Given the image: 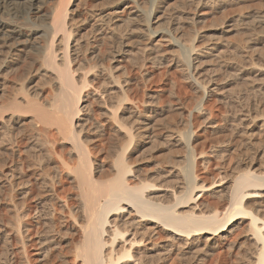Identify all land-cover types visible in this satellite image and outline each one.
<instances>
[{
	"label": "bare ground",
	"instance_id": "1",
	"mask_svg": "<svg viewBox=\"0 0 264 264\" xmlns=\"http://www.w3.org/2000/svg\"><path fill=\"white\" fill-rule=\"evenodd\" d=\"M173 1L0 0V98L23 68L0 104L11 197L0 238L23 256L8 264H166L181 245L226 241L242 219L247 263L264 264V0ZM209 13L223 19L214 35ZM156 70L173 73L178 107L145 93ZM170 110L186 116L160 128ZM155 140L152 167L142 151Z\"/></svg>",
	"mask_w": 264,
	"mask_h": 264
},
{
	"label": "rangeland",
	"instance_id": "2",
	"mask_svg": "<svg viewBox=\"0 0 264 264\" xmlns=\"http://www.w3.org/2000/svg\"><path fill=\"white\" fill-rule=\"evenodd\" d=\"M176 2V1H175ZM172 3L173 4H175L174 3V1L173 0H167V4L169 5V4H171L172 5ZM149 6H152L153 7V5L152 4H148ZM162 5H164V4H162ZM248 6H249V4H247ZM246 5V7H245V9L243 8L241 11H243L244 13H249V12H251V11H253L254 9H256L255 8V6L253 5V4H250L251 5V8L250 7H248ZM247 9V10H246ZM234 12V13H233ZM238 9L237 8H234V10H232L230 13L228 12L227 13V18L229 17V18H233L234 16H236L237 14H238ZM229 14V15H228ZM222 16V15H221ZM221 16L220 15H218V14H213V13H211V15H210V13H209V15H207V17L208 18H206V25H207V27H206V29H207V31H210V34L211 35H214L216 32L214 31V29L216 28V26L217 25H220L219 23H221V22H223V19L221 20ZM214 17V18H213ZM220 17V18H219ZM216 19V21L218 22L217 24H215L216 23V21H214ZM225 19H226V17H225ZM215 23H214V22ZM220 21V22H219ZM214 23V24H213ZM213 27V28H212ZM218 35V34H217ZM233 35H235L234 33H232L231 35H230V37H229V39L230 40H234L235 38H236V35L235 36H233ZM21 69L20 70H18V71H16V72H14L10 77H8V80L6 81V86H5V91L4 92H6V94H5V97H3V98H0V104H4V103H6V95H10V93H12L13 92V94L14 93H18V92H16V91H18V85L19 84H21V81L20 80H18L19 78H18V75H20L19 74V72H23V68L22 67H20ZM160 70H156L155 71V75H156V79H155V82H154V84H149L148 86H147V88L144 90L145 91V93H154V95L157 93V95H156V97L158 98H160L161 100H162V102H166L165 104L168 106L169 105V103L167 104V102L169 101H172V103H170V104H173V105H171L170 107H172V106H177L178 107V105H181L180 104V102H178L177 103V101H175L174 99H172V97L170 96V91H171V83L170 82H172V80L174 81V79H172L173 77H174V75H173V73L171 72L169 75H166V76H160V72H159ZM159 72V73H158ZM162 72V71H161ZM16 73V74H15ZM18 73V74H17ZM13 76H15V78H13ZM17 76V77H16ZM160 76V77H159ZM162 77V78H161ZM18 78V79H17ZM18 81H20V82H18ZM170 81V82H169ZM17 83H18V85H17ZM186 87V88H185ZM184 87V89L183 90H185V91H183V93H185V94H182L181 95V98H182V102H185L184 104H186L187 106L189 105L190 106V104H191V101L189 100V99H187V98H189V96H191L192 94H193V90L191 89V87L188 85H186ZM48 92V91H47ZM47 92L45 93V96L47 97L48 96V94H47ZM160 93V94H159ZM140 94H141V96H140ZM139 95H137V97L139 98V99H141V100H143V99H145L146 100V96L145 95H142L143 93H140ZM159 94V95H158ZM16 95V94H15ZM13 95L11 94V97H12ZM143 96V97H142ZM145 96V97H144ZM170 96V97H169ZM10 97V96H9ZM140 97H142V98H140ZM6 98V99H5ZM159 99V100H160ZM174 103H176V104H174ZM188 103V104H187ZM173 115H172V114ZM176 111H171L170 110V113H166V114H164L162 117L164 118V120H163V118L162 117H158L156 120H158L159 118H161L162 120H161V122L160 121H157V123H158V125H160L161 123L163 124V125H160V128H163V127H166V125L168 126L169 125V123L168 124H166V121L168 120V119H170L169 117H171V115H172V119H173V121H174V123H173V125L174 124H177L179 121H180V119H181V117L183 118V117H185L186 115L183 113H181L180 114V116H179V112L177 113V115H176ZM94 114H96V113H94ZM93 114V116H95L96 117V115H94ZM168 114L170 115L169 117H168ZM175 115V116H174ZM96 119H99V118H97L96 117ZM176 119V120H175ZM178 119V120H177ZM182 120V119H181ZM163 121H165V122H163ZM168 121H170V120H168ZM167 121V122H168ZM178 121V122H177ZM172 122V121H171ZM170 122V123H171ZM175 122H177V123H175ZM172 124V123H171ZM161 126H163V127H161ZM157 129L156 131H158V134H157V132H156V135H157V137H158V139H159V137H160V139H162V137H161V134H163V130L162 129ZM159 130H160V132H159ZM162 130V131H161ZM17 132H21L20 130L19 131H17ZM14 133H16V131L14 132ZM198 134L200 133V132H197ZM21 134L22 135H20V136H15V138H16V140L17 141H19V142H21V143H23L24 142V132L22 131L21 132ZM204 135L205 134H202L201 135V133H200V143H199V146H197V148L198 149H201L200 148V146H201V141H202V139H204L205 137H204ZM204 137V138H203ZM155 138V137H154ZM153 138V139H154ZM158 141V140H157ZM156 140L155 141H152L151 143H148L147 144V146L149 147L150 145L149 144H152L151 145V147H149V149L150 148H154L155 146V142H157ZM160 141V140H159ZM158 141V142H159ZM154 142V143H153ZM158 144V143H157ZM146 146V148L144 147V149H143V151H142V155L143 156H145L144 157V159L145 158H149V156H155V158L152 160V161H154L152 164H151V166L153 167V165L154 164H156V163H158V162H161V156H159V155H161L160 154V151H159V149H157V147H155V149H148V147ZM160 148V147H159ZM207 149V148H206ZM152 150V151H151ZM155 150V151H154ZM158 150V151H157ZM157 151V152H156ZM2 152V153H1ZM5 151H3V150H0V172L1 171H3V170H5L6 168H7V164L10 162V157H9V155H8V153L7 152H5ZM151 152H152V154H151ZM157 154H159V155H157ZM158 156V157H157ZM9 159V160H8ZM144 162H146V160L144 161ZM2 164V165H1ZM4 164H5V166H4ZM199 166H202V165H199ZM198 166V167H199ZM146 167H144V169H145ZM205 169L204 168H202V167H200V168H197V172H196V174H198L197 176L199 177V178H201V180L202 181H204V183L205 184H209V183H211L214 179H215V181L217 180V178H215V176L214 175H211L210 173H206L205 171H204ZM199 171V172H198ZM215 171V170H214ZM204 172V173H203ZM216 173H217V171H215ZM215 172H212L213 174H215ZM209 174V175H208ZM213 177V178H212ZM212 178V179H211ZM0 181H1V179H0ZM175 182V181H174ZM173 184H175V183H173ZM1 185V184H0ZM6 189V190H5ZM0 226H3V225H5V226H8V225H6V224H9V221H10V212H9V209H10V206H11V202H10V195H9V192H8V189L7 188H4V187H1L0 186ZM7 192H8V194H7ZM70 192H72V191H70ZM5 194V195H4ZM73 192H72V194L71 193H69V195H71V196H73ZM9 195V196H8ZM208 194H206V196H204V199L206 198V200L208 201V200H210V202L209 203H207V204H205V205H207L208 206V204H210V207L212 208L213 207V209L214 208H216L217 206H218V204H219V202H220V199L219 198H213V197H211V196H207ZM5 196V197H4ZM2 197V198H1ZM38 197V198H37ZM34 198H37L36 200H40L39 198H41V197H39L38 195L36 196V195H34ZM34 198L33 199H29L27 202H28V204H30L31 206H34L35 205V202L34 201H36V200H34ZM73 200H72V202H74V203H76V200H75V198L74 197H71ZM214 199V200H213ZM222 200V199H221ZM216 201H217V203H216ZM10 202V203H9ZM213 202H215V203H213ZM73 203V204H74ZM53 204V203H52ZM10 205V206H9ZM211 205H214V206H211ZM215 205H217L216 207H215ZM220 205H222V201L220 202V204H219V206ZM225 206H226V204H225ZM224 206V207H225ZM36 207H38V206H36ZM50 207V206H49ZM223 207V208H224ZM9 208V209H8ZM34 208V207H33ZM45 208V207H44ZM46 208H47V206H46ZM51 208V207H50ZM48 209V208H47ZM42 211L43 210H45L46 211V209H41ZM44 211V212H45ZM43 212V213H44ZM9 218V219H8ZM8 222V223H7ZM246 222H248L246 219H242V221L241 220H237V221H235L232 225H234V229L232 230V234H230V236L228 237V241L226 240V241H221L219 238H217V237H215L213 240H211L210 242H208L207 240H206V238H204L203 240H200L199 242H195L194 243V245H190V247L188 246V247H186V246H184V245H181L180 247V249H182V251H179V249L178 250H175L174 251V254H172V256H171V258L169 259V261H168V263H166V264H184V263H186V264H191V263H188V262H192V264H249V263H247V259L249 258L250 259V255H248V254H250L249 252V250L250 249H252V247H253V245H252V241L249 239V234H247V224H246ZM57 226V225H56ZM236 227V228H235ZM56 228H58L59 229V227H55V229ZM242 230V231H241ZM249 233V232H248ZM236 236V237H235ZM232 239V240H231ZM231 240V241H230ZM203 241V242H202ZM213 241V242H212ZM229 242V243H228ZM232 242H234V243H232ZM236 242V243H235ZM7 243V244H6ZM201 243V244H200ZM206 243H207V245H206ZM209 243V244H208ZM212 243H213V245H212ZM14 244V245H13ZM228 244V245H227ZM230 244H232V246H230ZM233 244H234V246H233ZM210 245H212V247L210 246ZM252 245V246H251ZM182 246H184V247H182ZM201 246V248L199 249V247ZM208 246H210L211 247V249H210V247H208ZM240 246V247H239ZM247 246V247H246ZM250 246V247H249ZM18 247V248H17ZM198 247V248H197ZM203 247V248H202ZM205 247V248H204ZM230 247V248H229ZM20 248V244H17V245H15V243L14 242H5V240H3L2 238H0V261H1V264H8L10 261H11V259L12 258H14L13 256H16L17 257V259L19 260V261H21L22 259H23V256H22V254L21 253H19V254H17V255H13L14 254V252H13V250H15V249H19ZM184 248V249H183ZM187 249H188V251H187ZM190 249V250H189ZM196 249V250H195ZM203 249H205V250H203ZM202 251L203 250V252H205L204 254L202 253V252H200L199 253V251ZM179 251V252H178ZM187 251V252H186ZM195 253H193V252ZM197 251H198V253H197ZM7 252V253H6ZM13 252V253H12ZM181 252H183L182 254L185 256V257H187L186 258V260L184 259L185 257L184 256H181L182 254H181ZM192 252V253H191ZM179 253L181 254V255H179ZM189 253V254H188ZM176 254V255H175ZM177 254H178V256L179 257H182L181 258V260H180V258H177L178 256H177ZM194 254V255H193ZM241 254V255H240ZM193 255V256H192ZM197 255V256H196ZM201 255V256H200ZM19 256V257H18ZM199 256V257H198ZM207 256V257H206ZM190 257H194V259H192V258H190ZM202 257V258H201ZM246 257V258H245ZM188 259V260H187ZM192 259V260H191ZM197 259V260H196ZM202 261H201V260ZM245 259V260H244ZM248 259V261L250 262V260ZM10 260V261H9ZM170 260H171V262H170ZM182 260H185V261H182ZM4 263H3V262ZM187 261V262H186ZM197 261V262H196ZM202 263H201V262ZM240 261V262H239ZM170 262V263H169ZM243 262V263H242ZM161 264V263H160Z\"/></svg>",
	"mask_w": 264,
	"mask_h": 264
}]
</instances>
